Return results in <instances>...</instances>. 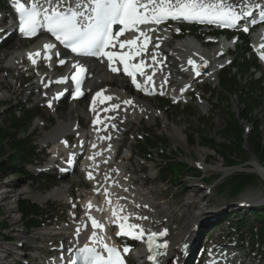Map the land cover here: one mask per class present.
<instances>
[{
  "label": "rangeland",
  "instance_id": "374dc122",
  "mask_svg": "<svg viewBox=\"0 0 264 264\" xmlns=\"http://www.w3.org/2000/svg\"><path fill=\"white\" fill-rule=\"evenodd\" d=\"M15 49V42L0 49V129L10 130V132H12L10 122L17 113L19 103L24 106L28 104L30 108L35 107L37 104V99H35V102H32L34 99L30 96L34 93V89H26L22 80L15 78L16 73L7 68V58ZM259 77L260 75H257L256 78H254V81ZM200 88L206 93L204 98L206 105L202 108L193 104L191 108L195 112L194 116H190L188 112L185 111L186 107H180V112H178L175 109L166 106L165 103H160L158 100L152 101L156 110L161 112V114H159L161 119H157L156 122L141 121L140 123H134L132 126L128 127L130 131L125 137L123 144V148L127 151V154L123 157H130V155H132V158L130 159V162L128 161L129 159H127L120 164L125 165L129 169V172L133 174V179L136 184L143 186L145 181L149 182L145 188L153 193V199L158 203L161 202V204L166 205L167 208L172 209L174 205L181 204L186 199L191 198L193 199L192 201L203 202L201 205L202 209H200V211L203 210V212L202 214L199 212L198 217L206 216L205 218H207L210 214L204 210L207 207L222 210V208L229 207L231 204H237L239 200L250 198L253 201L255 198L264 197V181L259 175L251 171L254 158L250 154L248 147L245 149L246 153L249 152L247 157L248 161L246 164H243L244 160L242 161V158L239 156L234 155L231 158L229 156L227 157V160H224L220 153L212 152L211 150L200 146V144L206 142V140L214 141L218 145L224 144L225 140L222 136V130L225 126L227 113L236 112L241 100L240 95L234 94L230 96L221 90L218 82L211 85L201 86ZM200 92L201 91H198L197 93ZM35 94H37V90H35ZM144 102L151 105L147 101ZM86 105L87 103L85 102L73 105L62 104L56 113H51L46 109L42 110L41 119H37L34 122L33 129L31 130L32 136L30 138L36 142L34 147L37 149V162L33 164L32 167L27 166L24 168L23 166H20V170H25L24 175L15 174L14 172H8L7 174L2 171L0 172V264H14L15 259L11 258L17 256L18 248L21 243L26 244L27 249H29V247H38V244H34V238L40 239L41 236L48 234L50 235V241L55 240L54 236L57 233L56 231L58 228H65L69 225V223H67L68 206L66 201L51 200L52 202L49 201L50 203L45 202L47 204L35 202V204L40 206L43 210H47L43 214V220L44 223L50 224V229H44L45 231L39 232L32 231L28 234L25 228L20 225L21 216L18 213L17 206L21 200L34 203L32 200L33 196L39 193H48L55 187H63L67 190L71 188L68 195H74L77 197L76 192L81 191L79 186H81L82 183V176L75 175L62 180L54 179L49 183L42 180V175L38 174L37 171H39L41 161L48 160L46 152H42V140L45 139L47 133L55 128L54 126L57 125L59 119L60 121H66V113L70 114L72 112L74 114V119H77L78 113L80 114L81 112H84V114H86ZM201 110H203V114L201 113ZM263 112L264 101L262 103V108L254 115L258 116L260 113L264 115ZM140 118L141 117L135 115L128 118V120H139ZM201 119H204L208 124L202 123ZM258 122L262 125L260 134L264 138V116H261ZM88 123V119H86L85 116L81 119V123H79L78 126L80 127V125H82L84 128H87ZM41 124H45L46 128L39 126ZM241 125L244 130L246 127L248 128V131H252L253 129L252 125L246 123H242ZM158 126L160 137L166 139L169 143L166 151L168 157L171 160L186 163L190 167V171L188 170L179 174L175 178H172L170 182L166 183V185L160 184V176L157 174V168L162 163L160 158L162 153L161 147L158 146L156 150L151 151L150 156L145 161L139 157V144L137 145L138 135H143V133L148 130L153 133L154 128ZM199 131L201 134H198ZM249 134L246 133V137H248ZM152 136L155 138L154 134H152ZM187 136H190V141L195 142L198 145L191 147ZM200 136L202 137L199 138ZM20 137L22 138L23 135L21 134ZM2 147L3 149H1ZM2 147H0V166H3L4 168V166H7L11 160V157H13V154L8 150V145ZM229 160L242 165L234 168L235 171L232 174H228H231L230 176L223 174L220 170L222 168L228 170L226 168V162ZM197 164L204 166L203 171L195 168ZM115 168H113V170ZM239 173L256 176L258 177V181L255 182L253 187L247 189L234 199L229 197V190H227L223 196H219L217 192L219 184ZM224 175L228 177L226 178ZM209 178H212L213 180L207 182L206 180ZM203 183L205 188L202 189L200 187H202L201 185ZM140 188L144 189L141 186ZM208 189H211L210 196H207L209 195ZM151 192L146 193L152 195ZM79 195H81V193H79ZM144 198L146 199L147 197L144 196ZM148 198L151 199L150 197ZM152 201L153 200H150L149 202ZM254 205L258 207L253 208L246 214V217H244V225L240 222V218L238 219L234 218L235 216H231L226 224L219 225L216 232L212 233L214 235V242L217 239L223 240L228 235L233 236V238L235 237V239L236 237L239 238L242 242L239 244V246L242 247L239 260L244 261V256L247 255L248 259L245 264H257L261 261V256L263 257L264 255L260 240L257 237H254L251 231L253 227H260L261 225H257L256 221L253 222L256 217L253 216L252 218V215L250 214L252 211L262 208L264 203H256ZM229 208L230 212L239 213L240 215L237 206ZM213 213H215V210H213ZM241 213L243 214L240 216L245 215V211ZM190 225L191 223H189V226ZM210 227L212 226L207 225L204 228V231L206 229H211ZM237 227L243 229L239 235L235 234V230L238 229ZM187 234L188 236H191L190 230H188ZM8 240L13 242L7 243ZM232 246H234L233 243ZM6 252H8V254ZM254 260L255 263L253 262ZM261 264H264V261H262Z\"/></svg>",
  "mask_w": 264,
  "mask_h": 264
},
{
  "label": "snow or ice",
  "instance_id": "6c2138e0",
  "mask_svg": "<svg viewBox=\"0 0 264 264\" xmlns=\"http://www.w3.org/2000/svg\"><path fill=\"white\" fill-rule=\"evenodd\" d=\"M46 2L51 5V0H46ZM257 6L259 7V5ZM17 10L20 13L19 31L25 36L36 33L37 28L41 26L42 16L48 31L57 40L64 43L66 47H70L72 52L77 55L105 56L109 61L118 58L124 64V71L132 77L134 84H136L135 72L139 71L141 75L144 74V62L141 60L139 65L130 66L127 60L131 59L133 55H139L142 51H145L150 37L147 36L146 32L140 31V37H144V47L137 48L135 53L119 55L115 52L105 51L109 46L115 47L113 41L124 35L125 31L138 30L139 25L160 24L168 18L207 21L208 23H219L221 26L225 24L230 26L241 18L240 14L231 5H225L222 0L217 3H206L205 0H87V3H84L81 0V3L77 4L74 10L69 9L68 11L57 7H51V10H49V8H43L38 0H35L31 7L27 9L24 4H18ZM247 15H251V13H247ZM260 15L264 19V9H261ZM114 25H122L123 27L114 33ZM148 31H153V29L149 28ZM245 31H247V28H245ZM140 37L119 42V47L124 48L126 45H135ZM45 47L51 49L54 45L48 44ZM36 55H39V53H36ZM32 56L33 54L30 53L29 58L32 59ZM33 63H35V60H33ZM60 63L64 64L65 61L60 60ZM189 63H193V61L189 60ZM72 67L77 70V73L85 71L79 63H74ZM111 70L113 72L118 71L116 67H112ZM71 79L76 82L77 94L82 95L80 92L81 81L78 76L73 75ZM67 80L68 77H62L56 82L65 83ZM151 80L152 77L148 76L147 81ZM137 87L141 86L137 84ZM96 95L100 96L101 93L98 92ZM106 99H111V97H106ZM124 103L130 104L132 102L127 100ZM49 107H51V104H49ZM114 107H118V105ZM89 178H92L91 174H89ZM88 207L92 208L90 202ZM112 214L118 220L124 222L128 219L127 217L118 216L116 210H113ZM92 227L97 229L102 228L103 225L93 218ZM139 227V225H127L128 230L125 231V223L120 224L121 233L128 235H132L133 230ZM96 236L97 233L93 231L92 237L95 238ZM142 236L143 229H140L137 238H142ZM155 236L156 233L151 234L150 245L152 237ZM161 247H166V245H161ZM104 248L108 253L107 259L87 245L81 249L85 264H124L116 248H110L106 244ZM124 251L127 252L128 249ZM71 264H76V261H72ZM210 264H215V262H210Z\"/></svg>",
  "mask_w": 264,
  "mask_h": 264
},
{
  "label": "bare ground",
  "instance_id": "6f19581e",
  "mask_svg": "<svg viewBox=\"0 0 264 264\" xmlns=\"http://www.w3.org/2000/svg\"><path fill=\"white\" fill-rule=\"evenodd\" d=\"M167 37H171V35L167 34ZM170 53L177 59L193 58L207 60L210 65L209 79L211 81L215 80L217 70L213 67V64L217 61L216 54H212L207 49L202 48L190 38L185 40V42H180L174 46V48L170 50ZM15 60H18V58L10 60V67H12ZM96 75L97 79H101L100 68L97 69ZM166 76L168 75L166 74ZM42 84L46 87L49 82H43ZM105 86L108 88V93L113 96L114 104L120 107V104L122 103L120 110L123 111L125 109L123 117L120 118L121 122L125 124L128 120V115L130 117L135 115L138 117L146 116L151 121L156 120L153 107L142 101L139 97H134V106L131 107L122 102L132 99L133 97L130 96L131 90L128 87H125L124 89V86H122L119 79H106ZM45 100L48 102V106L51 104L50 108L52 110L57 108V103L54 102L47 93L45 94ZM82 116H85V114L83 115L81 112L78 114L77 119H73V113H70L69 118L66 119V121L59 120L55 128L50 133H47L45 137L46 142L44 143H56L55 154L58 155L59 146L57 144L62 135L75 133L84 139V143L89 152L88 159L92 157L93 160L86 163L87 167L84 170L86 179L95 186V194L103 187L110 188L112 191V194L109 197L110 203H106L105 200H103L101 204L96 202L92 204V208L89 212H92V215L88 216V220L92 222V219L94 218L97 222L100 221L102 225L114 223L117 218L114 217L113 214H108V211L113 213V210H116L120 217H128V215L134 214L135 218L140 219L145 226H149L150 228H169L174 248L178 246L181 247L183 244L193 243L195 233L192 231V228L194 225L190 227L189 223L190 221L197 223L200 220L205 219L206 216H202L203 218L198 217L199 212H201L200 214L203 212V210L200 211L203 202L192 201L193 199L188 198L181 204L175 205L172 209L167 208L166 205L156 204L153 201L149 202L151 199L148 197H150L151 194L146 193L147 189H142L140 186H136L130 182L131 180H129L127 170H125L123 166L117 165L114 170L113 168L108 170L103 168L112 157L113 150L119 142H115L112 146H108L107 137H100L94 131L88 133L85 129L80 128L78 124L80 123ZM56 157L57 156H54V159ZM252 167L251 171L259 175L264 181V167L260 165L257 160L252 162ZM220 170L225 175L230 173L223 168ZM89 174H91V179L89 178ZM66 195L67 190L63 187H59L53 188L48 193H39L33 196L32 200L36 203H45L51 200H63ZM144 196L147 198L145 199ZM252 202L260 204L264 203V197L255 198ZM104 209L107 212L105 215L101 213ZM151 209L158 210V212L147 218ZM188 230H190L191 236H188ZM79 233V237L88 236L87 233H84L81 230ZM174 248L173 251L175 252ZM6 253L8 254V252Z\"/></svg>",
  "mask_w": 264,
  "mask_h": 264
},
{
  "label": "trees",
  "instance_id": "16d2710c",
  "mask_svg": "<svg viewBox=\"0 0 264 264\" xmlns=\"http://www.w3.org/2000/svg\"><path fill=\"white\" fill-rule=\"evenodd\" d=\"M223 84L225 87L233 90L237 88L236 79H224ZM241 87V86H240ZM256 86L253 89L246 88L245 94L242 98L241 108L239 110V114L229 113L228 120L222 131L223 139L225 140L224 144L218 145L214 141H208L201 143L200 146L202 148H207L212 152L220 153L224 160H227V157L239 156L244 160L245 164L248 161V153L259 161V163L264 166V138L260 134V129L262 125L258 122L261 116H264L260 113L258 116H255V112L261 108L260 100H257L258 89ZM248 89V91H247ZM262 96V95H261ZM260 96L261 99H263ZM38 115V113H31L28 111L22 112V118L14 117L11 120V128L10 130L0 129V147L9 146L8 150L13 154L11 160L7 164V166H0V172H14L15 174L24 175L25 172L20 170V166L25 164L28 158L32 154V150H30V145L27 143L26 138H21V134L28 135L30 131L32 121L34 117ZM241 122L248 123L253 126V131L249 134L248 137L245 135V130L242 128ZM200 136L199 138H201ZM190 146L194 147L198 145L195 142L190 141V136H187ZM160 144L165 148L168 146V142L166 140H160ZM153 146V145H152ZM150 146V147H152ZM148 147V148H150ZM246 147L249 148V152L246 153ZM3 149V147L1 148ZM235 161H227V166L235 167L240 166ZM188 169V167L182 163L173 164L169 161H166V166L163 169L164 171H169L172 174H178L180 172H184ZM258 178L253 175L248 174H237L233 176L228 182L221 186L220 193H224L225 189L228 188L230 190L231 197H237L240 193L250 188L255 184V181ZM19 215L23 218V226L30 229L31 227L38 226V215L40 213V209L30 204L29 202L21 201L19 203ZM255 214H258V222L262 224V229L260 230V234L262 237V241L264 243V209L255 211Z\"/></svg>",
  "mask_w": 264,
  "mask_h": 264
}]
</instances>
